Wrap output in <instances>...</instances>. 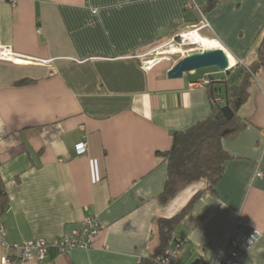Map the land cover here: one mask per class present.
Masks as SVG:
<instances>
[{
    "label": "crops",
    "instance_id": "crops-1",
    "mask_svg": "<svg viewBox=\"0 0 264 264\" xmlns=\"http://www.w3.org/2000/svg\"><path fill=\"white\" fill-rule=\"evenodd\" d=\"M15 1L0 0V46L19 58L0 59V178L8 197L0 264L2 257L8 264H135L157 250L155 221L205 187L191 183L160 204L167 161L158 152L170 148L172 131L210 113L208 86L189 82L225 71L169 78L177 61L145 65V54L197 23L185 0ZM199 3L210 24L200 36L218 43L230 70L251 63L264 33V0ZM21 79L32 81L16 84ZM218 94L223 104V87ZM239 115L247 125L221 140L229 159L214 191L173 231L170 243L187 242L181 264L213 262L236 220L246 232L264 233V69ZM82 138L87 150L77 155ZM90 214L101 228L88 248L50 247L41 261L21 262L10 246L61 236ZM240 264H264V239Z\"/></svg>",
    "mask_w": 264,
    "mask_h": 264
},
{
    "label": "trees",
    "instance_id": "trees-1",
    "mask_svg": "<svg viewBox=\"0 0 264 264\" xmlns=\"http://www.w3.org/2000/svg\"><path fill=\"white\" fill-rule=\"evenodd\" d=\"M208 1L210 7L216 3V0ZM263 69L264 33L257 47L256 57L251 63L236 64L231 70L225 71L224 77L207 75L211 101L210 113L184 130L172 131L170 148L158 152L167 161V177L158 201L160 204L167 203L181 189L194 182L203 181L205 187L198 191L177 214L170 218H158L155 221L157 250L135 264H157L173 239V231L182 217L204 192L214 191L215 184L229 159V155L221 147V140L235 137L247 125L246 120L240 117L239 110L249 97L250 86L257 73ZM31 81L21 79L16 84H26ZM221 87L224 89L223 104L214 100L220 97L218 91ZM224 104H227L233 112L230 119L225 118L221 112ZM7 207L8 197L0 178V218ZM200 262L196 261L193 264Z\"/></svg>",
    "mask_w": 264,
    "mask_h": 264
},
{
    "label": "built area",
    "instance_id": "built-area-1",
    "mask_svg": "<svg viewBox=\"0 0 264 264\" xmlns=\"http://www.w3.org/2000/svg\"><path fill=\"white\" fill-rule=\"evenodd\" d=\"M8 1L11 6H15V0ZM183 7L185 10H190L196 13L198 21L196 24L192 25L190 29L171 38L172 42H175L176 38H179L181 45L185 43V37L187 35L191 33L200 34L202 30L210 28V24L206 18L202 5L199 3V0H185ZM0 59L17 61L19 58L10 50L9 47L0 46ZM155 62V60H147L144 63L146 66H150ZM208 83L209 79L207 76H204L200 80L189 82V87L203 88L207 86ZM214 100L216 102L219 101L217 97ZM74 149L77 155L85 153L87 150V142L85 138L78 141L74 145ZM256 175L261 176L262 173L257 171ZM100 228L101 226L96 216L90 214L84 217L81 226L73 228L68 233L61 236L50 240L39 238L16 242L12 243L10 246L17 252L19 261L38 262L45 258L50 247L56 248L59 253H65L73 248H88L93 239L97 236ZM258 239H264V233L257 230L246 232L242 222L240 220H236L221 254L211 263L200 262L198 264H240L242 255L249 252ZM186 243L185 239L175 238L172 243L166 247L157 264H181L180 257L184 251ZM1 261L3 264H8L10 262V260L6 257H2Z\"/></svg>",
    "mask_w": 264,
    "mask_h": 264
},
{
    "label": "water",
    "instance_id": "water-1",
    "mask_svg": "<svg viewBox=\"0 0 264 264\" xmlns=\"http://www.w3.org/2000/svg\"><path fill=\"white\" fill-rule=\"evenodd\" d=\"M229 60L222 48L205 49L200 52L189 53L180 58L168 71L169 78H181L184 73L216 67L220 71L229 69ZM225 118L230 119L233 112L227 104L221 107Z\"/></svg>",
    "mask_w": 264,
    "mask_h": 264
},
{
    "label": "rangeland",
    "instance_id": "rangeland-1",
    "mask_svg": "<svg viewBox=\"0 0 264 264\" xmlns=\"http://www.w3.org/2000/svg\"><path fill=\"white\" fill-rule=\"evenodd\" d=\"M204 31H201L200 34L204 35ZM188 41H185L184 44H180V39L176 38L175 42L169 40L163 45L156 46L154 49L150 50L147 54L143 56L144 62L147 60H155L160 62H166L172 64L175 61H178L179 58L192 53L200 52L205 50L204 47L198 44H189ZM177 48L176 51L173 48ZM209 71V72H222L216 67H211L207 69H201L200 72Z\"/></svg>",
    "mask_w": 264,
    "mask_h": 264
},
{
    "label": "bare ground",
    "instance_id": "bare-ground-1",
    "mask_svg": "<svg viewBox=\"0 0 264 264\" xmlns=\"http://www.w3.org/2000/svg\"><path fill=\"white\" fill-rule=\"evenodd\" d=\"M185 40L188 41L187 43L189 44H198L204 47L205 49H214V48H219L218 43L215 40L207 39L200 34L196 33H191L185 37ZM174 51L177 50V48H173ZM229 60V58H228ZM230 64V63H229Z\"/></svg>",
    "mask_w": 264,
    "mask_h": 264
}]
</instances>
